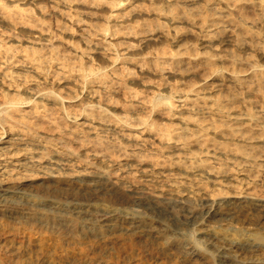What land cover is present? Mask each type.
Listing matches in <instances>:
<instances>
[{"label": "bare ground", "instance_id": "1", "mask_svg": "<svg viewBox=\"0 0 264 264\" xmlns=\"http://www.w3.org/2000/svg\"><path fill=\"white\" fill-rule=\"evenodd\" d=\"M74 1L76 0H0V203L27 200V193L32 190L40 193L41 197L68 203L122 196L130 200L133 208L131 216H144L163 230L182 237L203 225L228 223L242 211L245 204L246 210L262 221L264 196L244 192L228 194L222 188L219 189L230 184L237 175L229 171L233 161L242 167L238 175V178L241 177L240 181L250 179L254 183L253 178L264 167L260 163V153L264 151V122L260 120L259 112L242 111L247 108L248 97H244L240 91L249 88L251 81L244 77H232L233 89L227 92L219 88L223 84L220 80L209 83L207 78L212 75L211 72L217 73L215 56L208 53L204 55L197 50L191 53L185 40L177 36L180 22L178 10L185 8V0H164L166 6H155L151 16L165 17L168 24L166 32L160 37L152 36L153 30L146 27L147 21L139 19L141 12L136 5L118 13L117 16L126 15V19L134 20L141 27L134 28L139 36L138 50H131L127 46L123 53L117 51L115 54H111L113 43L108 42V39L115 38L120 29H113L109 24L97 26L96 32L102 38L101 41H92L90 37L93 34L87 28V17L75 11ZM131 1L107 0L118 10ZM148 1L154 4L153 0ZM198 2L188 0V5L196 10L201 6ZM93 5L91 3L89 10L86 9L83 13L91 16L97 14ZM36 7L45 19H36L30 15L29 8ZM262 10L264 11V6ZM59 15L65 16L64 19L79 27L78 34H69L73 39L78 38L70 44H67L68 41L56 42L61 37L66 38L68 31L73 30V25L62 22ZM214 15L225 19L230 18L231 13L220 11ZM213 24L217 27L216 32L228 28L224 24ZM161 26L163 27L162 24ZM196 31L198 34L203 32L199 27ZM211 31L205 36L207 40H201L213 46L209 39L213 33ZM6 32L10 34L5 35ZM37 33L38 36L35 35ZM165 36L170 37L171 47L175 50L158 49L154 57L152 44L156 43L153 45L157 47L161 42L158 38ZM81 43L85 44L86 49H81ZM130 50L132 54L129 53ZM99 57L105 59L104 62ZM127 60L138 65L136 67L140 77L129 80L132 72L125 67ZM241 60L240 55H234L231 62L237 65ZM119 61L121 67L115 65ZM146 65L149 66L148 71H145ZM165 65L172 69L165 71ZM245 65L254 67L251 62ZM184 66L188 68L183 69ZM190 68L210 73L199 82V86L192 83L181 89L178 78L184 76ZM156 72L163 79L158 85H153L149 80L154 79L152 75H156ZM253 73V77L256 76L259 83L264 84V72ZM33 77L43 78L45 85L39 86L34 82L26 85ZM73 84L81 89L79 92H88L85 103H82L84 110L76 114L65 111L66 99L56 91V88H66ZM150 90H154V94L163 92V95L149 101L151 107L147 111L149 116H146L163 117L165 114L166 117L163 118L169 121L165 128L159 126L158 117L151 124L144 117H135L130 112L134 108L133 104L124 105L125 115L122 117L108 108V104L117 108L122 96L129 95L136 101L139 92L147 93ZM233 90L237 93H233ZM175 102L182 104L176 106ZM233 102L241 106L239 110H233ZM158 111L162 112L157 114ZM78 117H82L84 121L70 129L71 137L58 136L56 131L60 132L63 124L75 123ZM96 122L101 125V132L90 133L92 128H97L93 126ZM132 122L136 123L134 128L141 127L143 131H138L139 134L116 131ZM84 125L90 126L89 130L80 128ZM254 127H258L263 135L259 141L252 137ZM146 130H156L151 137H158V141L179 151H167L165 158H168L169 171L157 172L155 166L143 169V172H148V177H152L147 181L158 176L176 178L170 184L172 190L168 193L147 196L142 189L126 186L124 180L114 177L108 171L90 166L87 159L79 154L80 148L90 143L101 150L110 151L111 147L99 136L101 133L106 139H119L121 144L114 143V149L129 146L135 148L130 138L139 137ZM91 138L93 139L90 140ZM143 140L147 141L148 138ZM95 155L96 153L93 156ZM253 170L259 171L250 175ZM186 183L206 184L213 194L196 204L192 202L190 194H184L179 189V185ZM63 211L66 210L52 207L48 216L39 217L41 223L51 225L56 217L62 216L60 214ZM3 216L20 220L14 214ZM82 220L87 223L85 218ZM96 234L105 237L99 230H96ZM134 247L137 248L135 241H123L120 246L126 251ZM220 249L227 250L223 246ZM154 251L155 254H162L157 248H152L149 252ZM221 253L222 257L225 256V252ZM61 260L71 258L63 256ZM72 260V264H78L76 260ZM93 263L89 256L83 261V264Z\"/></svg>", "mask_w": 264, "mask_h": 264}, {"label": "rangeland", "instance_id": "2", "mask_svg": "<svg viewBox=\"0 0 264 264\" xmlns=\"http://www.w3.org/2000/svg\"><path fill=\"white\" fill-rule=\"evenodd\" d=\"M153 1L154 4L148 0H132L129 4L125 3L120 9L121 11L113 8L107 0H76L73 6H75V11L82 13L90 22V24L87 22V28L93 34L90 39L94 42L101 41L102 38L96 32L98 30L97 26L109 24L113 26V29L114 27L120 29L115 38L108 39V42L113 43L111 54H115L117 51L123 53L127 46L135 51L139 48L137 47L139 36L134 28L141 26L134 23V20L126 19V15L117 16L118 13L123 12L125 8L131 5H136L137 9L140 10L141 17L139 19L147 21L146 27L153 30L152 36L160 37L166 32L168 24L165 17L156 16L155 18L151 15H153V10L156 9L155 6L164 7L167 4H164V0ZM197 1L201 5L199 9H192L188 5V0H185V8L178 10L180 22L177 26V36L185 40V43L191 48V53L197 50L204 55L207 53L214 55V59L218 63L217 73L213 74L211 72L212 75L209 76L210 72L190 68L184 76L177 77L181 89H185L186 85L192 83L199 86V82L209 76L207 78L209 83L220 80L223 84L219 88L227 92L233 89L232 80L235 77H244L251 82L249 88L240 91L243 92L244 97H248L247 108H243L242 111L259 112L260 120L264 122V84L259 83L256 76L253 77L255 71L264 72V11L262 10L264 0ZM91 3L94 4L93 9L97 14L85 15L83 12L89 10L88 7ZM29 9L31 10V12L29 11L30 15H33L36 19L43 17L38 7ZM220 11H229L231 13L230 18L220 19L214 15ZM64 17L59 15L62 22L73 25ZM43 19L45 18L43 17ZM115 22L119 24L117 23L114 26ZM213 23L224 24L228 28L216 32L217 27ZM198 27L203 31L201 34L196 31ZM211 30L213 33L209 39L213 46L208 45L205 41L202 42L207 40L205 36ZM78 31L79 27L73 25V30L68 31L67 37H61L56 42L68 41L67 44H70L72 40L75 41L78 38L73 39L69 34L74 33L76 35ZM8 34L10 33H5V35ZM35 35L38 36L39 34ZM13 36L18 35L13 34ZM169 38H166V36L158 38L161 42L158 43L157 47L154 46L156 43L152 44L154 57L158 49L175 50L171 47ZM80 47L86 49L85 44L81 43ZM131 50L130 54L133 53ZM234 55H240L242 62L233 65L231 60ZM99 59L102 62L105 60L102 57H99ZM127 62L125 67L132 72L129 80L140 77L138 76V67H136L138 65L134 61H132L133 64L130 63V60H127ZM248 62H251L254 67L245 65ZM115 65L121 67L120 61ZM185 68L188 67L184 66L183 69ZM145 69V71H148L149 66L146 65ZM169 69H172L171 66L165 65V71ZM156 73V75H152L154 79L149 80L153 85H158L163 79L158 76V72ZM31 82L39 86L45 85L43 83L44 79L41 77H33L30 82L25 84H33ZM56 91L66 99L64 101L65 111L76 114L84 110L82 103H85L87 99L88 92L86 90L81 93L79 92L81 89L73 84L68 85L66 88H56ZM153 91L139 92L136 101H133L134 99L132 100L129 95L122 96L120 98L121 102L117 103V108L110 104H108V108L111 112L115 111V115L122 117L125 115L124 105L133 104L134 108L130 112L135 114V117L148 119L151 124L158 115L147 117L149 116L147 111L151 107L149 101L154 97L163 95V92L159 91L154 94ZM232 92L236 91L233 90ZM175 104L179 106L182 103L175 102ZM232 107L234 111H237L241 106L233 102ZM162 111H158L157 114ZM162 116L166 117L165 114ZM163 117L157 119L159 126L165 128L166 122L169 121ZM83 121L82 117H78L75 123L66 122L62 126V130L60 132L56 131V133L60 137L69 138L72 136L69 133L70 129L75 128ZM135 124V122H132L125 127H119L116 131L123 130L122 133L125 132L124 134H139L138 131L143 130H141V127L134 128ZM93 126H97V128H92L90 133L93 131L94 134L101 132L99 122L94 123ZM80 128L89 130L90 126L84 125ZM255 128L258 127H254V130H252V137L255 141H259L263 138V135L259 128ZM155 133L156 130H146L143 135L130 138L135 148L129 146L120 149H114V143L121 144L118 138L114 140L112 137H108L109 139H106L101 133L99 136L111 147L110 151L101 150L90 143L80 148L79 154L87 159V164L90 166L108 171L114 177L124 180L126 186L142 189L147 196H154L160 192L168 193L172 190L170 184L176 178L156 176L157 178L152 179V181H147L151 180L152 177L147 176L148 172H143V169H149L150 166H155L157 172L169 171L168 158H165L167 151L179 152L176 148L170 149L166 143L158 141V137H151ZM143 138H148V140L144 141ZM95 153L96 155L93 156ZM260 163L264 166V151L260 153ZM241 169L242 167L233 161L229 171L237 175L232 178L230 184L219 187V189L222 188V191L228 194L244 192L264 196V167L260 168V171L258 170L259 174L256 178L250 177L255 180L254 183H251L250 179L246 181L239 180L241 177L238 178V175ZM258 171H250V175ZM179 189L184 194H190L193 198L192 202L196 204H200L213 194L212 189L203 183L201 185L186 183L179 185ZM27 195L29 197L24 201L0 203V264H72V259L76 260L78 264H83L87 256L92 258L93 264H264V219L261 221L257 215L248 212L246 204L232 220L224 223L226 225L216 223L203 225L197 230L189 232L187 236L182 237L172 231L163 230L158 224L150 222L144 216H142L143 218L131 216L130 213L133 208L127 197L117 196L114 198L106 196L100 200H78L68 203L63 200L57 201L53 198L41 197V194L34 190L28 192ZM54 206L68 212L63 211L60 214L62 216L56 217V219L53 218L55 221L51 225L41 223L39 217L41 215L48 216L49 210ZM3 214H14L19 216L20 220L7 219ZM82 218L87 220L86 224L83 223ZM96 230L105 234V237L97 235ZM123 241H135L137 242V248L123 250L120 248ZM93 246H95V250L90 249ZM221 246L226 247L227 250L222 251ZM144 248L147 250L145 251ZM152 248L159 249L162 254H155V251L149 252ZM221 252H225V256L222 257ZM63 256H67L71 260H61ZM8 260H12V262Z\"/></svg>", "mask_w": 264, "mask_h": 264}]
</instances>
